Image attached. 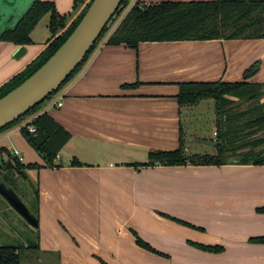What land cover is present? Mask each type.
Masks as SVG:
<instances>
[{
    "label": "crops",
    "instance_id": "crops-1",
    "mask_svg": "<svg viewBox=\"0 0 264 264\" xmlns=\"http://www.w3.org/2000/svg\"><path fill=\"white\" fill-rule=\"evenodd\" d=\"M48 1L64 18L59 35L90 0H79L76 7L74 0ZM208 1L215 0H129L53 99L15 129L0 133L1 149L7 140L15 142L24 125L48 113L70 135L53 166L18 159L24 167L38 168L9 169L18 177L37 174V239L45 256L58 257L59 264H264V165L146 164L153 150L209 154L190 145L207 141V123L200 127L201 120L217 125L216 102L207 98L180 105V86L264 83V38L141 42L137 47L108 43L136 4ZM50 37L47 42L31 37L18 56L21 45L1 41L0 87L36 60ZM256 63L258 71L245 79ZM59 101L60 108L55 106ZM196 135L201 136L188 139ZM204 144L217 155L218 138Z\"/></svg>",
    "mask_w": 264,
    "mask_h": 264
},
{
    "label": "trees",
    "instance_id": "trees-1",
    "mask_svg": "<svg viewBox=\"0 0 264 264\" xmlns=\"http://www.w3.org/2000/svg\"><path fill=\"white\" fill-rule=\"evenodd\" d=\"M91 1L85 5L75 21L59 35H57L58 31L65 25L64 18L59 15L56 5L53 2L43 0L36 1L17 26L7 28L0 35V41L21 46L29 45L32 43L31 33L33 30L46 15L50 14L49 26L52 37L48 42V46L24 71L18 73L0 87V98L21 83L26 76L31 75L39 69L60 48L80 22ZM74 2V7H76L79 0H74ZM128 3L129 0L122 1L120 9L116 13L117 17L128 6ZM122 7L124 8L122 9ZM107 32L108 26L105 28L101 37L105 36ZM243 38H264V0H215L208 2L136 4L130 9L115 32L110 36L108 43L112 45L124 43L132 47H137L141 42L204 41L215 39L235 40ZM92 50L61 88L78 72ZM259 65V63H256L248 69L245 74V79L252 77L258 71ZM180 87L181 89L178 95L180 105L193 104L201 99L207 98L215 100L218 122L222 121L227 123L224 128L226 131L223 141H220L219 137L221 134L217 132L219 135L217 144L218 151L215 158L198 155L190 156L181 148L173 151L153 150L149 152L147 165L154 163L168 166H183L188 164L210 165L212 162L220 165L228 163L264 165V147L257 150V148L264 145V138L251 140V137L258 134L261 129L264 130V102H259L260 105L255 108L251 105L249 109L241 113L232 112L226 107L236 101H246L254 104L255 101L264 96V83H249L247 81L236 83L192 82L181 84ZM57 92L53 93L52 96ZM230 97L236 100H232ZM37 107L31 111L37 112ZM255 111L258 112L256 118L253 117ZM27 114H25V117ZM23 119L21 118L13 123L16 125ZM12 124L1 129L0 133L10 128ZM30 126L36 129L35 133L29 132ZM21 131L29 144L44 157L47 167L53 166L57 154L70 139L68 132L57 124L48 113L38 115L28 124L24 125ZM235 138L237 139L236 146L233 145L231 148H227L225 144L231 146ZM0 151L1 153L8 152L5 148H1ZM231 152L236 153L235 155L237 157L223 159L226 154H231ZM10 156L14 159L15 165L12 162L6 163L1 161V170L8 171L11 168H15L16 171L20 172L26 168H38V166L34 165L24 167L16 157L9 154ZM202 158L203 161H201ZM0 182L12 188L1 178ZM36 205L35 203V210L27 206L30 212L38 219ZM138 243L144 248L152 250L139 238ZM0 264H21L20 252H18L17 248L0 247Z\"/></svg>",
    "mask_w": 264,
    "mask_h": 264
},
{
    "label": "water",
    "instance_id": "water-1",
    "mask_svg": "<svg viewBox=\"0 0 264 264\" xmlns=\"http://www.w3.org/2000/svg\"><path fill=\"white\" fill-rule=\"evenodd\" d=\"M36 1L0 0V35L7 28L17 26ZM122 1H91L80 22L60 48L39 69L0 98V130L21 119L61 88L84 62L118 12ZM24 52L26 47L22 45L16 56ZM0 194L32 227L38 228V219L12 188L0 182Z\"/></svg>",
    "mask_w": 264,
    "mask_h": 264
},
{
    "label": "rangeland",
    "instance_id": "rangeland-1",
    "mask_svg": "<svg viewBox=\"0 0 264 264\" xmlns=\"http://www.w3.org/2000/svg\"><path fill=\"white\" fill-rule=\"evenodd\" d=\"M123 8L124 7H122V9ZM117 19L118 17L117 15H115L112 21L108 25V30H110L113 27L114 22ZM49 21H50V14L46 15L36 26V29L34 30V32L31 33V37L34 40V42H39V41L47 42V39L49 38V33L51 34V37H52V33L50 30V26H49ZM101 39L102 37H100L96 43H98ZM53 96L51 95L49 98L41 102L37 107L38 109L37 112L31 111L29 114L26 115V117L25 116L22 117L24 118L22 121L24 120L26 121V119L28 120L31 116H35L36 113L38 114L41 111V109L53 99ZM261 99H258L257 101H255L254 104L252 102H246V101L239 102L238 101L236 103H231L226 107L230 109L232 112L241 113L249 109L251 105H253L254 108L258 107V105H260L261 102H264V96ZM257 116H258V112L255 111L253 114V117L256 118ZM22 121H20L16 125L13 123L12 126L8 129H5V131L7 132V131L15 129L16 127L19 126V124ZM204 122H206L207 124L203 129L204 135H205V136L203 135V137H205L207 141L198 140L197 143H192V145L190 146H192V148L195 149V152H197L198 150H202L201 152L203 154L209 153L205 156L215 158L216 151H214L211 154L209 152L210 146L205 145L204 142L208 143V141L210 142L212 138L217 139L218 137L214 135L215 132L216 133L220 132L221 135L219 138H220V141L221 140L223 141L225 131H226L224 128H225V125H227V123L220 121L216 125V123L214 124L213 122H210L208 120H204V121L201 120L200 127L202 126ZM199 124H196V127L197 126L199 127ZM200 136L198 135L190 136L188 139L194 140V139L199 138ZM263 138H264V130L261 129V131L258 134L251 137V140L252 139L257 140V139H263ZM12 139L15 140V142L13 141L12 144L8 140L2 144V146L9 149V153L4 152L5 154L1 156L2 158L0 157V163H1V159H4L6 162L10 161L13 163V165H15L14 159L11 156L9 157V154L13 156L16 150H17V153H15V157L19 160L21 159L22 164L27 165L28 163H31V162L32 163L33 162H38V163L45 162V159L41 157L39 152L35 151V149L31 147L29 142L26 141L27 139L23 136V134L20 131H18L13 136ZM233 140L235 141L232 143L231 146H229V144H225V146L227 145V148H231L233 145L236 146L237 139L235 138ZM16 141L17 143H20L22 145L21 148L18 146V144H16ZM263 147L264 145L257 148V150H260ZM192 152H194V150H192ZM235 154L236 153H233V152H231V154H226L223 157V159H227L229 157H237V155ZM56 158H59V157H56ZM63 160L64 161L67 160V158L65 157V154L63 155ZM201 161H203V158L201 159ZM0 178L2 180H5L6 183L13 188V190L18 194V196L31 209L35 208L34 204L36 203V191L38 189V179H37L36 172L33 171V173L28 177L27 176L18 177V176H15L14 171L12 172L9 170L3 171L0 169ZM37 232H38L37 229L32 227L21 215H19L10 206V204L5 200V198L0 194V247L17 248L18 252H20L21 264H59L58 257L51 256L49 258L45 256L44 252L39 251ZM36 246L37 248H35Z\"/></svg>",
    "mask_w": 264,
    "mask_h": 264
},
{
    "label": "built area",
    "instance_id": "built-area-1",
    "mask_svg": "<svg viewBox=\"0 0 264 264\" xmlns=\"http://www.w3.org/2000/svg\"><path fill=\"white\" fill-rule=\"evenodd\" d=\"M55 106L58 107V108H60V107L63 106V103H62L61 101H59V102H57V103L55 104ZM35 131H36V129H35L33 126H30V127H29V132H31V133H35ZM216 134H217V133H216Z\"/></svg>",
    "mask_w": 264,
    "mask_h": 264
},
{
    "label": "flooded vegetation",
    "instance_id": "flooded-vegetation-1",
    "mask_svg": "<svg viewBox=\"0 0 264 264\" xmlns=\"http://www.w3.org/2000/svg\"><path fill=\"white\" fill-rule=\"evenodd\" d=\"M43 1H48V0H43ZM50 2H52V1H50ZM1 42V41H0ZM4 42V41H3Z\"/></svg>",
    "mask_w": 264,
    "mask_h": 264
}]
</instances>
